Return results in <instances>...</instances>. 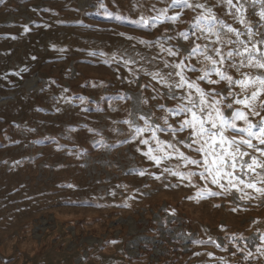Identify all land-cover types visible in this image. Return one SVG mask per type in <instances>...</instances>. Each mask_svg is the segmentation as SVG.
Returning a JSON list of instances; mask_svg holds the SVG:
<instances>
[{"label":"rangeland","instance_id":"obj_1","mask_svg":"<svg viewBox=\"0 0 264 264\" xmlns=\"http://www.w3.org/2000/svg\"><path fill=\"white\" fill-rule=\"evenodd\" d=\"M199 2L217 22L200 21L203 10L173 0H0V264H264V196L246 189L254 198L240 199L233 189L198 203L189 199L196 189L187 181L153 175L177 161L157 167L142 154L147 145L130 141L122 123L143 127L138 116L152 115L163 128L157 132L162 141L188 135L173 137L158 119L172 109L168 121L176 127L183 117L174 115L179 101L153 90L166 92L149 73L174 71L164 67L165 59L177 62L194 43H208L200 32L205 24H216L222 35L221 26L231 25L248 39L234 8ZM238 2L255 31L264 23V2ZM161 9L182 15L171 21ZM161 44L181 49L180 57L161 52ZM191 63L202 66L197 58ZM229 74L238 78L235 70ZM201 87L221 91L226 84Z\"/></svg>","mask_w":264,"mask_h":264},{"label":"snow or ice","instance_id":"obj_2","mask_svg":"<svg viewBox=\"0 0 264 264\" xmlns=\"http://www.w3.org/2000/svg\"><path fill=\"white\" fill-rule=\"evenodd\" d=\"M219 2L227 4L229 9L236 10V18L240 24L245 26L248 39H240L245 33L231 25L221 26L226 29L222 35L221 31L217 30L216 24L211 26L205 24L200 28V32L208 43H194L190 49L185 50V55L177 62H169L165 59L164 67L172 68L174 71L149 73L153 80L166 89V92L160 93L157 89L153 90L158 96L167 95L170 100L179 101L175 105L174 115L183 117L176 127L170 125L168 121V114L173 112L172 109H168L165 115L158 119L163 120L164 126L171 128L173 137L179 132H187L185 139L177 140L175 143L162 141L157 132L162 131L163 128L159 123H153L152 115L140 114L138 116V119L144 122L143 127L132 120L122 121L129 126L132 132L130 141L139 140L140 144L147 145V151H143L142 154L148 160L154 161L157 167L165 161L173 159L177 161L175 168L164 167L161 175L153 174L155 179L161 180L163 173H167L177 177L180 183L187 181L186 186L196 189L195 195L189 199L197 203L203 198L231 194L233 189L240 193V199L254 198L245 191L246 189H253L255 193L264 196V187L257 186L264 184V115H261L264 112V99H260L264 96V47H261L264 46V23L253 31L251 22L245 19V9L242 4L239 2L234 4L233 0H219ZM173 4H183L193 11L201 9L203 11L198 13L197 17L200 21L217 22V17L211 14V9L199 0L195 2L193 0H173ZM205 12L208 14H204ZM160 13L171 21H178L182 15L177 12L175 15L168 16L167 9H161ZM259 17L260 21L264 22V8L261 9ZM143 19L142 16L141 20ZM228 33L236 39H232L231 36L225 39ZM180 36L185 40L188 39L186 33H180ZM256 36L260 39H254ZM196 38L200 39V36ZM168 39L171 40L173 37H168ZM160 51L174 58L181 55V49L165 47L163 44L160 45ZM193 58H197L202 66L197 68L193 65L191 63ZM124 63L130 65L135 61L124 60ZM245 68L254 71H242ZM230 70H235L238 78L229 74ZM129 71L132 69L130 68ZM197 71L201 75L196 79L188 75L190 72ZM213 75L217 79H212ZM136 78L138 79V76ZM201 82L209 85H218L223 82L226 88L221 91H217L214 87L206 90L201 87ZM142 87H147V85ZM237 88L239 91L236 90ZM141 103L148 104V100L143 99ZM158 107L162 111L165 110L163 104ZM225 109L228 111L226 112ZM250 116L260 117V119L254 123L249 118ZM114 123H120V121ZM229 131L234 135L228 136ZM146 132L151 133L150 137L142 138ZM153 141L155 146H153ZM181 147L198 153L200 158L186 155L181 151ZM137 151L141 149L137 148ZM181 168L187 170H181ZM139 175L143 176L145 172L140 170ZM196 177L205 182L203 187L195 182ZM208 183L217 186L220 191H213L207 187ZM164 186L169 188L173 185L165 183ZM69 187L73 186L69 185ZM112 194L115 195L114 192ZM214 206L219 207V205ZM208 255L211 256L212 253ZM248 255L252 254L248 253Z\"/></svg>","mask_w":264,"mask_h":264},{"label":"trees","instance_id":"obj_3","mask_svg":"<svg viewBox=\"0 0 264 264\" xmlns=\"http://www.w3.org/2000/svg\"><path fill=\"white\" fill-rule=\"evenodd\" d=\"M41 107V106H40ZM2 143H0V145H1Z\"/></svg>","mask_w":264,"mask_h":264}]
</instances>
